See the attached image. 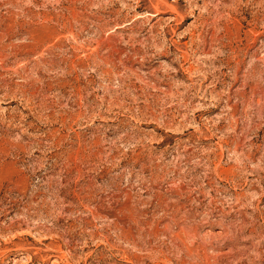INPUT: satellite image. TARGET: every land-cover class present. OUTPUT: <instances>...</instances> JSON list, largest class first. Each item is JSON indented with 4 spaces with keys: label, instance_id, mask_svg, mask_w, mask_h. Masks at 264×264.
<instances>
[{
    "label": "rangeland",
    "instance_id": "rangeland-1",
    "mask_svg": "<svg viewBox=\"0 0 264 264\" xmlns=\"http://www.w3.org/2000/svg\"><path fill=\"white\" fill-rule=\"evenodd\" d=\"M0 264H264V0H0Z\"/></svg>",
    "mask_w": 264,
    "mask_h": 264
}]
</instances>
